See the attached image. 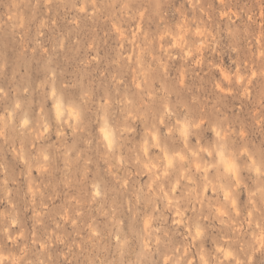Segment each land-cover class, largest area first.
<instances>
[{
    "label": "rangeland",
    "instance_id": "374dc122",
    "mask_svg": "<svg viewBox=\"0 0 264 264\" xmlns=\"http://www.w3.org/2000/svg\"><path fill=\"white\" fill-rule=\"evenodd\" d=\"M0 264H264V0H0Z\"/></svg>",
    "mask_w": 264,
    "mask_h": 264
},
{
    "label": "bare ground",
    "instance_id": "6f19581e",
    "mask_svg": "<svg viewBox=\"0 0 264 264\" xmlns=\"http://www.w3.org/2000/svg\"><path fill=\"white\" fill-rule=\"evenodd\" d=\"M62 108H61V106L59 105V106H57V116H61V114H62ZM71 113V112H70ZM105 133H107V131H105ZM106 136V135H105ZM107 137H108V135H107ZM109 138V137H108ZM109 140V139H108ZM219 159L225 164V166L227 167V168H231L232 166H233V163L231 162V160L229 159H227V156H226V154L223 152V150H221V152L219 153ZM176 213V212H175ZM200 231V230H199ZM226 251V250H225Z\"/></svg>",
    "mask_w": 264,
    "mask_h": 264
}]
</instances>
